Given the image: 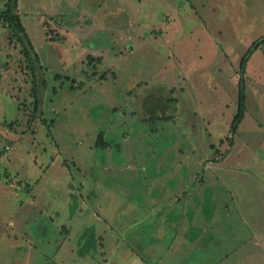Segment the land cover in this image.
Here are the masks:
<instances>
[{
	"label": "rangeland",
	"instance_id": "1",
	"mask_svg": "<svg viewBox=\"0 0 264 264\" xmlns=\"http://www.w3.org/2000/svg\"><path fill=\"white\" fill-rule=\"evenodd\" d=\"M12 0H0V10ZM0 25V264H264V0H17Z\"/></svg>",
	"mask_w": 264,
	"mask_h": 264
},
{
	"label": "trees",
	"instance_id": "2",
	"mask_svg": "<svg viewBox=\"0 0 264 264\" xmlns=\"http://www.w3.org/2000/svg\"><path fill=\"white\" fill-rule=\"evenodd\" d=\"M17 4V0H12V5L10 8L5 10H0V25L2 23L3 19H6L11 25L15 27L17 31L24 30V26L22 24L21 18L17 12L14 11V6ZM264 42V35L255 40L252 45L249 47L248 51L244 56L242 57L241 64H240V78H239V108L238 112L235 115L232 125H231V133L232 136H230V141H233L234 135L237 132L238 126L240 122L243 120L245 116V110H246V95H245V89H246V83H245V71L247 62L250 58L251 53L256 49L258 46H260Z\"/></svg>",
	"mask_w": 264,
	"mask_h": 264
}]
</instances>
